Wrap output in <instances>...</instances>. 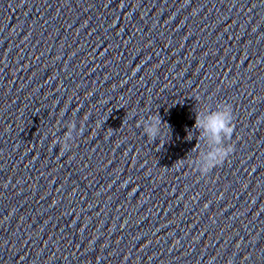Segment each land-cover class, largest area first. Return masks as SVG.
<instances>
[{
  "label": "water",
  "instance_id": "water-1",
  "mask_svg": "<svg viewBox=\"0 0 264 264\" xmlns=\"http://www.w3.org/2000/svg\"><path fill=\"white\" fill-rule=\"evenodd\" d=\"M0 264H264V0H0Z\"/></svg>",
  "mask_w": 264,
  "mask_h": 264
},
{
  "label": "clouds",
  "instance_id": "clouds-1",
  "mask_svg": "<svg viewBox=\"0 0 264 264\" xmlns=\"http://www.w3.org/2000/svg\"><path fill=\"white\" fill-rule=\"evenodd\" d=\"M158 122V121H157ZM199 120L197 119L196 124L199 126ZM205 131L209 132L212 134L213 138L218 139L219 133L224 132L225 135H230L232 132L231 126L225 125L224 118L221 114H214L209 117L207 124L205 126ZM149 135L154 136L156 129L151 128L148 130ZM222 155H227L226 153H222Z\"/></svg>",
  "mask_w": 264,
  "mask_h": 264
}]
</instances>
